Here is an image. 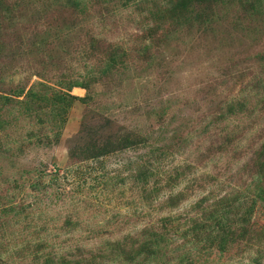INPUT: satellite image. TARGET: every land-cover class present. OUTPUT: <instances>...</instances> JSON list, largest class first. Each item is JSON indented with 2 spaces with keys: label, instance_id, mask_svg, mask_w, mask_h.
I'll return each instance as SVG.
<instances>
[{
  "label": "rangeland",
  "instance_id": "rangeland-1",
  "mask_svg": "<svg viewBox=\"0 0 264 264\" xmlns=\"http://www.w3.org/2000/svg\"><path fill=\"white\" fill-rule=\"evenodd\" d=\"M0 96V264H264V0H0Z\"/></svg>",
  "mask_w": 264,
  "mask_h": 264
},
{
  "label": "trees",
  "instance_id": "trees-1",
  "mask_svg": "<svg viewBox=\"0 0 264 264\" xmlns=\"http://www.w3.org/2000/svg\"><path fill=\"white\" fill-rule=\"evenodd\" d=\"M170 17H174V19L176 21H178L180 18L179 14L177 15H171ZM175 21V22H176ZM111 56L113 57L114 55V51L111 52ZM111 56H109L108 59H106V61L103 62V64H106V67H108L110 70H114V67H116V63H114V60L111 58ZM108 71L109 70H105ZM107 72V73H108ZM66 87H71L72 84L71 83H66L65 84ZM86 85V83H85ZM84 85V86H85ZM63 87V86H62ZM54 95H58L59 97L62 98V93L61 92H55ZM28 96V95H27ZM66 96L68 98H75V96L70 95L69 93H66ZM3 98L5 101L9 100L8 96H4L1 97ZM65 100V98H64ZM21 103H24V101H20ZM66 102H68V100L66 99ZM26 105H28L27 103H25ZM5 106V102L3 104ZM50 105L54 106V103H50ZM30 109V107H28ZM53 109V108H52ZM263 163H264V159ZM256 197H258L260 200L264 201V188L261 189V191H259V193H257V195H255ZM175 198V197H174ZM171 200H173V198H171ZM252 201L255 202V199H252ZM220 203H226L231 204V200L228 198H226V200H220ZM174 204V203H172ZM253 204V203H252ZM241 206V205H239ZM253 206L249 204L248 207L244 208L242 210V212L240 214H236L237 218L235 219L234 222L237 221V223L241 226L239 227V231H230L231 233H229L227 230L225 229H221L220 231V236L218 237V241L217 243L219 244L220 248H222V251H226L227 249V244H232L235 242H239V241H245V243H247L248 245H260L261 240L264 239V223L260 224V225H245V223L247 222V220L249 221V219H247V215L250 214V212L252 211ZM237 212V210L235 211V213ZM199 218L193 219V225L189 228L188 231H190L191 233L194 231H197L200 227H201V223L198 222ZM163 221H169L170 219L168 217H165L164 219H162ZM225 225V224H224ZM222 225V226H224ZM225 228V227H223ZM161 230H163V233H158L156 230H154L152 227L146 229L145 231L148 233V237L143 239L141 242H139L137 245H134L135 241L137 240L136 238H131L129 241L130 245L127 246V244H121L120 242H113L109 244V247L111 249V253L109 254H114V252L116 251V254L121 256L123 260L125 261H130L131 259H133V257L140 255L141 253L144 254H152L154 253V249L152 248V245H157V242L163 238V235L168 234L169 233V228L166 227L165 225H162ZM163 234V235H162ZM233 234V235H232ZM126 239V238H125ZM237 240V241H236ZM151 250V251H150ZM184 258V257H183ZM181 258L180 261L178 262H182L185 261V259ZM186 264H192L191 260L190 261H186Z\"/></svg>",
  "mask_w": 264,
  "mask_h": 264
}]
</instances>
